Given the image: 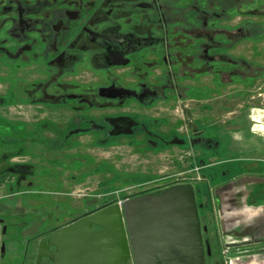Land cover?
<instances>
[{
  "label": "flooded vegetation",
  "instance_id": "flooded-vegetation-1",
  "mask_svg": "<svg viewBox=\"0 0 264 264\" xmlns=\"http://www.w3.org/2000/svg\"><path fill=\"white\" fill-rule=\"evenodd\" d=\"M5 1L0 12L3 10L8 27L6 37L0 38V56L38 62L41 68L39 78L22 85L19 92L9 80L4 93L12 100V94H21L28 105L43 112L59 108L80 113L100 110L101 118L110 126L101 144L114 141V134L136 130L152 134L150 145L166 143L162 133L148 131L149 124L159 123L156 119L146 123L136 116L141 107L173 100L175 106L182 103L189 107L185 114L192 115L195 109L188 106L189 101H197L200 94H219L221 86L234 87L237 78L252 75L247 69L254 64L236 56L237 43L251 39L252 28L248 19L236 22L235 0ZM231 91L235 92L231 89L228 93ZM81 115L67 131L95 128L89 125L94 118ZM189 120L191 129L199 130L203 124L198 117ZM175 124H179L177 118ZM68 137L62 134L61 142L72 143ZM30 140L34 141L32 137ZM172 185L156 184L139 195L158 193ZM198 199L195 192L202 244L200 264H223L214 204L211 211V204H206L207 211ZM64 225L33 238L23 264H36L40 242L47 244L49 234ZM228 243L231 248L245 245ZM169 247L166 264L183 263L189 256L182 238ZM48 251L59 253L53 246ZM154 256L158 264L164 263L159 252ZM39 264H54V255L42 257Z\"/></svg>",
  "mask_w": 264,
  "mask_h": 264
},
{
  "label": "rangeland",
  "instance_id": "rangeland-1",
  "mask_svg": "<svg viewBox=\"0 0 264 264\" xmlns=\"http://www.w3.org/2000/svg\"><path fill=\"white\" fill-rule=\"evenodd\" d=\"M237 2L236 22L248 19L251 22L252 36L251 39H241L237 43L236 56L238 60L243 58L254 64L247 69L252 75L247 79L237 78L234 87L221 86L217 92L219 94L200 95L214 104L217 102L214 100L216 96L222 95V102L225 104L222 111L236 109L238 115L241 113L246 118L249 130L253 129L255 123L252 120V109L260 108L264 111V0ZM6 4L5 0H0V8ZM2 12L0 38H5L8 26ZM37 63H25L20 59L0 56V98H3L0 101V118L6 121L5 124H0V140H19L23 145L29 146L25 149L29 154H20L14 156L12 161L0 162V219L5 226L3 233L0 223V264H23L33 238L44 235L53 226L64 225L76 217L156 184L184 181L196 183V174L189 171L193 166H199L193 162L194 155H186L184 151L185 160L178 164L177 169H172L169 165L171 158L169 159L164 149L150 145L148 140L152 138V134H146V131L137 130L129 133L130 135L119 132L113 135L114 141L99 145L98 142L105 138V129L110 128L101 118L103 113L100 110L80 113L59 108L43 112L28 105L21 94H12V100L4 93L9 80L14 81L17 92L22 85L37 80L38 69L41 68ZM231 89L235 92L228 93ZM2 100L8 101V104ZM197 104L199 103L196 101H189L188 106L201 109ZM163 106L164 103H157L148 108L141 107L136 116L147 122L156 119L159 123L149 124L148 131H160L162 137H165L163 132L168 127L181 126L182 132L188 128L192 131V122L189 121L191 114L188 119L185 114L190 112L189 107L185 108L182 103H178L166 110ZM79 115L86 119L94 118L89 125L95 128L76 133L67 131L75 126ZM176 118L178 125L175 124ZM212 119L213 117L205 118L207 121ZM10 130L13 137L9 135ZM192 133L193 131L190 135ZM14 134L20 137H15ZM62 134L69 135L73 142H61ZM252 134L259 149L243 154L254 159V169H247V175L229 178L232 182L217 186V190L214 185L221 183V180L211 181L202 172L200 175L211 186L210 197L215 207L214 217L218 224L223 264H264V122H260L258 130H254ZM23 135L27 139H23ZM30 137L33 140L38 137L40 140L37 138L32 141ZM15 148L16 145H13L12 149ZM180 152L178 155L183 154ZM216 157L223 160V166L233 165L235 169L232 174L238 172L235 166L236 154L227 155L224 150L222 158ZM215 168L207 167L205 172ZM174 170L186 171V174L173 175L171 171ZM170 174L172 177L168 176ZM241 197L246 199L242 200ZM242 206L259 207L260 212L250 218L228 217L225 213ZM228 242H241L245 245L231 248ZM236 250L246 251L232 254Z\"/></svg>",
  "mask_w": 264,
  "mask_h": 264
},
{
  "label": "water",
  "instance_id": "water-1",
  "mask_svg": "<svg viewBox=\"0 0 264 264\" xmlns=\"http://www.w3.org/2000/svg\"><path fill=\"white\" fill-rule=\"evenodd\" d=\"M181 238L189 256L180 264H200V222L190 183L113 202L52 231L47 244H39L36 264L52 255L54 264H158L155 252L166 264L169 244ZM50 246L59 253L48 251Z\"/></svg>",
  "mask_w": 264,
  "mask_h": 264
},
{
  "label": "crops",
  "instance_id": "crops-1",
  "mask_svg": "<svg viewBox=\"0 0 264 264\" xmlns=\"http://www.w3.org/2000/svg\"><path fill=\"white\" fill-rule=\"evenodd\" d=\"M200 96H197L198 100L196 102L199 103L197 105L202 110H196L197 108H194V114L190 115V117H198L201 120L203 124L200 126V129H191L193 133L190 135V132L192 131H190L189 128L185 129L184 132H182L179 127L166 128L164 130L165 132L163 133H165L168 142L163 143L161 149H164L166 151V155L168 154L167 156L169 157V159L171 158L169 161V165L172 169L173 167H176L177 169V166H179L178 164L183 163V160H185L184 151H186V155H194L193 162L199 164L202 172L207 167H216L212 170L219 173L218 178L222 181L221 183H217L216 185H214L215 189L217 190V188L221 185H227L231 183L232 180H229V178H233L235 176L242 178L243 175H247V169H254L252 168V161L254 160L253 157L244 155L248 152L251 153V151H255V149L258 150L259 148L252 134L254 130L247 129V125L245 122L246 118L244 119L241 113H239L240 115H238L236 113V109H229L225 112L222 111V109H224L223 107L225 106L224 102H222V95L216 96V98L214 99L217 100L216 104H214V102L209 103V99L204 95H202L201 97ZM229 100H231V98ZM178 102L181 101L178 100ZM163 103L165 104V106L163 107H165V109L167 110L173 107L176 102H174L173 100H169ZM188 116L189 115H186V119H188ZM208 117H213L212 121L205 120V118L207 119ZM210 122L214 123L210 124ZM238 126L239 128H237ZM207 129L210 130L207 131ZM9 135L13 137L12 131L9 133ZM180 139L184 140L181 141ZM14 144L15 143L13 140H8L4 148H0V156L2 157V159H0V162L2 160H13V158H10L8 160L6 156L7 151L12 147L11 145ZM255 144H257L256 147H254ZM224 150L227 151V155L229 153L236 154L235 158H237V165L235 166L236 169H238L237 173L232 174V170L235 169L233 165L223 166V160L216 157L221 156L222 158V153ZM178 152L183 154L178 155ZM171 172L173 173V175H176L181 173L182 171L174 170ZM241 198L242 200L246 199L245 197Z\"/></svg>",
  "mask_w": 264,
  "mask_h": 264
},
{
  "label": "trees",
  "instance_id": "trees-1",
  "mask_svg": "<svg viewBox=\"0 0 264 264\" xmlns=\"http://www.w3.org/2000/svg\"><path fill=\"white\" fill-rule=\"evenodd\" d=\"M235 2H236V4L238 3L237 2V0H235ZM0 99H3V98H0ZM4 102L5 103H8V101H5L4 100ZM0 120H1V122H0V124L1 125H3V124H5L6 123V121L4 120V119H1L0 118ZM144 122H146L147 123V121L146 120H144ZM137 131V130H136ZM140 131V130H139ZM14 136L15 137H20V136H16L15 134H14ZM26 136H27V134H26ZM23 139H27V137H25V135H23ZM9 141H11V140H9ZM14 141V146L16 145V148L15 149H12V147L7 151V158L8 159H10V158H13L14 156L16 157L17 155H26V154H29L28 152H27V150H25L26 148H27V145L25 144V145H23V143H21V141H19V140H13ZM6 142L7 141H5V140H0V148L1 149H3L4 148V146H5V144H6ZM25 142H26V140H25ZM98 144L99 145H101V143L100 142H98ZM159 146L158 147H160L161 148V146L163 145V143L162 142H160L159 144H158ZM11 146H13V145H11ZM29 147V146H28ZM19 149H21V150H19ZM194 167V166H193ZM210 171V170H209ZM205 172V170L203 171V175L204 176H206L207 178H209L211 181H217V180H219V178H218V175H219V173H217L216 171L214 172L212 169H211V171L210 172ZM143 178H147V177H143ZM182 183H190V184H193V186H194V190H195V192L197 193V195L199 196V199H198V202L204 207V208H208V206H206V204H211V206L208 208V210L209 211H211L212 210V201H211V197H210V187L211 186H209V184H208V182H206L204 179H201V180H198V181H196V183H192V181H184V182H182ZM173 184V183H172ZM167 185H170V183H168ZM151 188V187H150ZM150 188H148V189H150ZM139 195V192H137V193H134V194H131V195H129L128 197H130V198H132V197H135V196H138ZM105 206V205H104ZM207 208H206V210H207ZM207 210V211H208ZM211 216H209V218H210Z\"/></svg>",
  "mask_w": 264,
  "mask_h": 264
},
{
  "label": "bare ground",
  "instance_id": "bare-ground-1",
  "mask_svg": "<svg viewBox=\"0 0 264 264\" xmlns=\"http://www.w3.org/2000/svg\"><path fill=\"white\" fill-rule=\"evenodd\" d=\"M252 120L255 122L253 125V130H258L259 123L264 122V111L261 110L260 108L252 109ZM259 212H260L259 207L252 208L249 206H242V207H238L237 209L228 210L225 213L228 217H235V216L244 217L245 216V217L250 218V217H254L258 215Z\"/></svg>",
  "mask_w": 264,
  "mask_h": 264
},
{
  "label": "built area",
  "instance_id": "built-area-1",
  "mask_svg": "<svg viewBox=\"0 0 264 264\" xmlns=\"http://www.w3.org/2000/svg\"><path fill=\"white\" fill-rule=\"evenodd\" d=\"M189 171H191V172H193V173L196 174V181L200 179L199 166H194V167L191 168ZM183 173H184V172H183ZM183 173H182V174H183ZM184 174H186V172H185ZM193 180H194V179H193ZM127 198H130V197L126 196V198H124V199H127ZM124 199L119 200V201H117V202H118L119 204H121V202H122Z\"/></svg>",
  "mask_w": 264,
  "mask_h": 264
}]
</instances>
